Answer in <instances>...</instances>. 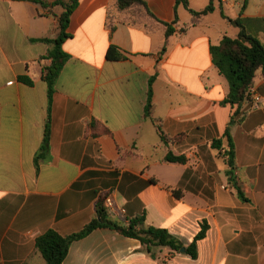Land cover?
<instances>
[{
    "label": "crops",
    "instance_id": "1",
    "mask_svg": "<svg viewBox=\"0 0 264 264\" xmlns=\"http://www.w3.org/2000/svg\"><path fill=\"white\" fill-rule=\"evenodd\" d=\"M142 1L154 19L119 12L116 0H80L62 44L70 59L52 96L47 160L36 166L48 108L42 71L50 61L49 47L31 40L55 39L62 9L0 0V264H45L36 239L49 230L79 233L103 195L125 210L126 221L109 220L126 226L144 215L145 227L166 229L184 247L205 222L197 258L166 248L151 258L137 240L98 228L70 244L63 264H264V79L258 72L231 132L241 199L210 145L236 107L220 105L229 87L209 53L239 33L221 13L240 18L261 42L264 0H248L243 11V0H214L213 12L195 24L176 0ZM208 3L188 0V7L199 12ZM175 14V32L165 38L161 23L172 24ZM109 46L127 58L108 61ZM154 75V111L146 118ZM169 152L186 162H165Z\"/></svg>",
    "mask_w": 264,
    "mask_h": 264
},
{
    "label": "trees",
    "instance_id": "2",
    "mask_svg": "<svg viewBox=\"0 0 264 264\" xmlns=\"http://www.w3.org/2000/svg\"><path fill=\"white\" fill-rule=\"evenodd\" d=\"M38 5L42 9L51 7H60L62 13L57 17L58 20V34L55 39H39L31 40V42H41L46 44L49 49L47 58L50 64L42 71V80L47 87V119L44 127V134L41 146L37 155L35 156V164L47 160L49 139H50V112L52 104V96L55 90L56 81L70 56L62 50V44L65 40L70 38L67 33L69 20L73 12L78 7L80 0H52L47 3V0H24ZM221 1V0H217ZM248 0H243L242 11L246 8ZM214 0H209L208 5L201 11L196 12L188 7V0H176V5H182L191 15L192 24L213 12ZM116 9L119 12H131L135 17L141 15L153 18L149 12L146 4L142 0H116ZM222 18L226 19L232 26L239 29L237 38L231 39L223 37L220 43L209 48V53L214 67L220 75H222L229 87V92L226 98L220 102V105L236 107L235 111L229 117L225 131L219 138H214L211 141V149L216 152L218 158L222 159L228 168L227 175L229 177V184L234 190L236 196L243 198V192L235 182L234 172L236 171L235 163V148L231 136L232 128L241 120L239 115V107L244 102L250 101V91L253 87L254 80L257 73L260 72L261 78L264 79V46L253 35L249 34L240 18L230 20L221 13ZM177 23L175 14L172 24L161 23L165 28V38L174 34L175 30L172 27ZM114 28L110 27V36ZM182 31V30H181ZM164 48L161 53H163ZM127 57L124 52L115 46H109L106 52V59L108 61L117 62L125 60ZM19 81L27 86H31L32 82L27 78H19ZM155 81V75L150 77L146 93V105L144 109V117L151 118L154 111V104L152 102V85ZM154 122V120H153ZM157 132L161 140L165 141L160 128L156 126ZM164 161L170 164H184L186 159L183 156H175L172 153H167ZM106 196H101L95 205V218L89 222L84 228L76 234L68 237H62L55 231L49 230L39 236L35 241L36 250L40 253L45 261V264H63L67 255L70 244L73 241L79 240L90 234L98 228H107L116 231L118 234L137 240L142 251L153 258L154 251L157 248H166L170 253H180L182 248L185 249L184 254L188 255L192 260L197 258V242L204 239L208 226L202 223L199 233L195 236L192 243L187 247L175 237L170 235L166 229L155 228L152 226H144V215L128 221L126 226H121L108 219L104 207V200Z\"/></svg>",
    "mask_w": 264,
    "mask_h": 264
},
{
    "label": "built area",
    "instance_id": "3",
    "mask_svg": "<svg viewBox=\"0 0 264 264\" xmlns=\"http://www.w3.org/2000/svg\"><path fill=\"white\" fill-rule=\"evenodd\" d=\"M255 103L258 105L259 103L261 104L260 98L256 97L255 98ZM264 105V103H263ZM104 207L105 211L108 217L111 218H117L123 221H126L124 215H125V210L123 208L117 207L115 204L113 198L111 196H106L104 200Z\"/></svg>",
    "mask_w": 264,
    "mask_h": 264
},
{
    "label": "rangeland",
    "instance_id": "4",
    "mask_svg": "<svg viewBox=\"0 0 264 264\" xmlns=\"http://www.w3.org/2000/svg\"><path fill=\"white\" fill-rule=\"evenodd\" d=\"M217 18H218V17H217ZM218 20H219V18H218ZM219 30H221V31H226V30H225L223 27H221V26H219ZM260 40H261V42H262L263 45H264V35L261 36Z\"/></svg>",
    "mask_w": 264,
    "mask_h": 264
},
{
    "label": "water",
    "instance_id": "5",
    "mask_svg": "<svg viewBox=\"0 0 264 264\" xmlns=\"http://www.w3.org/2000/svg\"><path fill=\"white\" fill-rule=\"evenodd\" d=\"M184 252H185V249L182 248V249L180 250V253H184Z\"/></svg>",
    "mask_w": 264,
    "mask_h": 264
}]
</instances>
